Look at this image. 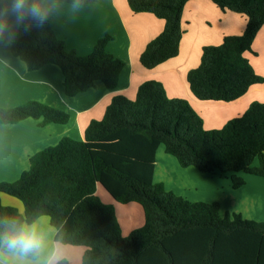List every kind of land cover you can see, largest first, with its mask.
Wrapping results in <instances>:
<instances>
[{"label": "trees", "instance_id": "1", "mask_svg": "<svg viewBox=\"0 0 264 264\" xmlns=\"http://www.w3.org/2000/svg\"><path fill=\"white\" fill-rule=\"evenodd\" d=\"M83 6L95 0H61ZM190 0H127L134 13H150L164 21L162 32L140 54L153 70L179 54L181 19ZM223 12L246 20L240 35L225 36L220 45L202 48L200 64L186 76L192 96L201 102H234L264 84L246 53L264 27V0H210ZM11 8L22 35L10 46L28 71L56 66L66 97L101 83L114 90L124 63L106 51L109 35L90 54L66 51L53 33L41 0H0V17ZM66 124L69 114L38 101L0 108V124L25 119ZM163 147L182 168L229 177L234 190L245 176L264 179V103L253 102L221 129L207 130L192 105L171 99L161 83L143 82L134 99L116 95L100 120H92L81 141L62 137L29 158L28 170L14 182H0V194L17 198L23 213L0 200V239L7 222L32 224L49 218L55 241L85 248L81 264H264V222L240 214H220L219 204L182 199L153 182L156 151ZM101 186L120 204L137 203L144 224L122 235L114 208L96 194ZM59 264H69L65 259Z\"/></svg>", "mask_w": 264, "mask_h": 264}, {"label": "crops", "instance_id": "2", "mask_svg": "<svg viewBox=\"0 0 264 264\" xmlns=\"http://www.w3.org/2000/svg\"><path fill=\"white\" fill-rule=\"evenodd\" d=\"M41 1L47 21L66 51L86 56L98 40L109 35L111 40L106 51L121 60L124 67L114 90H107L98 82L87 92L66 97L63 77L56 66L28 71L25 64L11 54L10 46L21 37L22 28L15 12L6 8L0 17V108L38 101L67 112L69 121L40 126V120L28 118L16 124H0V182L18 180L22 172L28 170L32 155L56 145L62 137L81 141L89 123L103 117L114 96L134 99L139 86L147 80L161 83L169 98L188 101L207 130L221 129L231 119L241 116L253 102L264 103V84L252 87L243 97L230 103L201 102L190 93L186 76L200 64L202 48L220 45L225 36L242 34L246 25L243 16L223 12L210 0L186 3L181 19L183 35L179 54L150 71L142 67L139 57L146 45L162 32L163 20L150 13L132 12L127 0H95L83 6L61 0ZM252 50L255 54L248 53L246 57L256 74L264 77V27L256 36ZM244 178L245 185L234 190L229 177L201 173L192 167L182 168L162 146L156 151L153 182L161 184L166 191L191 203L216 202L222 216L236 213L245 220L264 222V179ZM96 194L104 204L114 208L123 236L143 226L144 213L140 205L120 204L101 186H97ZM0 200L3 206L23 213V205L17 198L1 193ZM46 226L50 229V241L59 249V260L81 264L85 248L57 243L49 218Z\"/></svg>", "mask_w": 264, "mask_h": 264}, {"label": "clouds", "instance_id": "3", "mask_svg": "<svg viewBox=\"0 0 264 264\" xmlns=\"http://www.w3.org/2000/svg\"><path fill=\"white\" fill-rule=\"evenodd\" d=\"M22 5L23 0H14L15 10ZM47 219L32 224L7 222L0 239V264H59L60 252L50 241Z\"/></svg>", "mask_w": 264, "mask_h": 264}, {"label": "rangeland", "instance_id": "4", "mask_svg": "<svg viewBox=\"0 0 264 264\" xmlns=\"http://www.w3.org/2000/svg\"><path fill=\"white\" fill-rule=\"evenodd\" d=\"M248 53H254L253 50L251 52H248ZM248 53H246V56H248ZM255 54V53H254ZM4 109H7V108H4Z\"/></svg>", "mask_w": 264, "mask_h": 264}]
</instances>
